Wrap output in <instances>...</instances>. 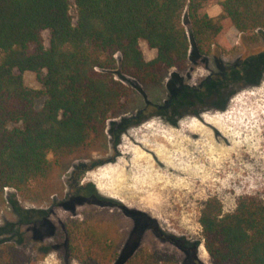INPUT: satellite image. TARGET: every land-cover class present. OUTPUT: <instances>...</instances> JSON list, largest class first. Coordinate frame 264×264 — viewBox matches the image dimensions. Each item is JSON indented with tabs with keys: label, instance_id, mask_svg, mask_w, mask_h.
<instances>
[{
	"label": "trees",
	"instance_id": "1",
	"mask_svg": "<svg viewBox=\"0 0 264 264\" xmlns=\"http://www.w3.org/2000/svg\"><path fill=\"white\" fill-rule=\"evenodd\" d=\"M214 1L0 0V201L6 189L27 201L46 200L57 191L56 179L66 162L116 147L127 129L148 117L175 124L184 115L223 110V94L232 85L258 84L264 50L197 87L176 78L178 87L169 85L164 104L147 103L125 115L134 92L115 78L117 67L121 77L157 87L172 69L183 70L189 60L207 56L227 29L253 34L264 28V0H223L219 15L210 17L206 7ZM141 43L155 51L152 59H146ZM25 72L35 74L39 90L26 86ZM39 98L43 102L37 109ZM103 163L98 160L92 167ZM90 195L93 203H113L96 191ZM130 218L135 241H129L122 264H180L174 254L138 246L145 226L158 235L157 228L138 213ZM199 224L212 264H264V201L241 197L231 213H223L220 201L209 198ZM113 230L105 218L68 219L56 242L78 264H112L120 246ZM161 237L179 250L185 264H199L197 243ZM25 262L17 245L0 242V264Z\"/></svg>",
	"mask_w": 264,
	"mask_h": 264
},
{
	"label": "rangeland",
	"instance_id": "2",
	"mask_svg": "<svg viewBox=\"0 0 264 264\" xmlns=\"http://www.w3.org/2000/svg\"><path fill=\"white\" fill-rule=\"evenodd\" d=\"M221 1L208 4L206 12L210 17L219 15ZM183 22L186 24V20ZM43 36L47 45L48 33ZM262 37L264 28L253 34H242L231 27L202 60H189L183 70L172 69L162 83L153 88L121 77L117 67L113 70L115 78L130 85L134 92L133 103L125 115L134 114L147 103L164 104L170 98L168 87L177 83L176 78L183 85L197 87L210 75L264 50ZM140 48L146 59L155 56V51L145 43H141ZM23 76L26 86L40 89L34 73L25 72ZM240 85H232L223 94L224 100L226 98L223 110L206 109L197 116L184 115L176 118L175 124L153 115L127 129L116 147H110L105 153L95 152L88 159L66 162L56 179L57 191L46 200L27 201L15 191L6 189L0 201V242L17 245L23 250L26 255L23 264H78L65 255L56 242L61 223L68 219L105 218L112 223L120 240L119 254L112 264H122L129 255L128 243L133 239L134 224L130 215L138 213L153 221L159 235L145 226L138 238V246L174 254L180 264H185L179 250L161 235L163 238H182L198 244L199 264H212L204 248L199 224L206 200L217 198L223 213H231L241 197L252 196L264 201V72L258 84ZM176 87L178 84L173 88ZM229 92L232 93L228 96ZM42 102V98L35 100V107L39 109ZM203 117L225 118L229 129L232 128L235 136L237 134V137L230 136L235 144L216 124H207ZM203 132L212 136L213 142L203 138ZM167 159L181 161L182 167L183 163L184 167H194L199 176H176L177 180L183 179V187L170 185L169 173L172 171H165ZM98 160L105 163L92 167ZM92 191L113 203H93ZM44 212L47 214L43 216Z\"/></svg>",
	"mask_w": 264,
	"mask_h": 264
},
{
	"label": "bare ground",
	"instance_id": "3",
	"mask_svg": "<svg viewBox=\"0 0 264 264\" xmlns=\"http://www.w3.org/2000/svg\"><path fill=\"white\" fill-rule=\"evenodd\" d=\"M255 108V107H254ZM253 108V109H254ZM230 109V108H229ZM251 111H252V109H251ZM261 111V110H260ZM226 112V111H225ZM247 112V111H246ZM249 112H247V114H248ZM219 114V113H218ZM256 114H257V112H256ZM243 115V114H242ZM258 115V114H257ZM261 115H262V113H261ZM249 116V115H248ZM252 116H254V114L252 115ZM212 117V116H211ZM258 117V116H257ZM215 118V117H214ZM214 118H207V117H203V119H204V121L207 123V124H210V123H213V124H216L218 127V129L219 130H222L223 131V134L224 135H227V139H231V141H233V139H232V137H230V136H233L234 135V137H237V134H236V136H235V134H233V130H232V128L231 129H229V127H228V125H227V120L224 118V119H222V120H220L219 118H216V119H219V120H216V119H214ZM241 118V117H240ZM243 118H244V116H243ZM242 118V119H243ZM245 118H246V116H245ZM242 119H240L239 121H241ZM258 119V118H257ZM249 120V119H248ZM249 121H251V120H249ZM231 123H232V121H231ZM237 123H239V122H237ZM250 123H252V121L250 122ZM257 123V122H256ZM195 125V124H194ZM215 125V126H216ZM240 125V124H239ZM233 126V129H234V124L232 125ZM247 126V125H246ZM197 127V126H196ZM242 127V126H241ZM191 128V127H190ZM193 128H194V126H193ZM216 128V129H217ZM238 128V127H237ZM236 128V129H237ZM192 129V128H191ZM235 130V129H234ZM245 130V129H244ZM194 131H195V129H194ZM237 131V130H236ZM246 131H247V129H246ZM250 132V131H249ZM240 133V132H239ZM238 133V134H239ZM211 134V133H210ZM245 134V133H244ZM247 135H249L248 133H246ZM201 136H203V138H205V139H207L209 142H213V138H212V136L211 137H209V135H207V133L205 134L204 132L202 133V135ZM246 136V135H245ZM250 136V135H249ZM239 137V136H238ZM247 138V137H246ZM237 139V138H236ZM218 140V139H217ZM222 141V140H221ZM228 141V140H227ZM235 141V140H234ZM233 141V142H234ZM223 142H224V140H223ZM236 142H237V140H236ZM241 142V141H240ZM244 143H245V140H244ZM234 144H235V142H234ZM233 144V145H234ZM239 144V143H238ZM232 145V144H231ZM243 145V144H242ZM249 145V144H248ZM238 146V145H237ZM232 147V146H231ZM236 148V146L234 145V149ZM241 148V147H240ZM239 148V149H240ZM234 149H232V150H234ZM166 150V149H165ZM231 150V151H232ZM165 152V151H164ZM168 152V151H167ZM232 152H234V151H232ZM166 153V152H165ZM238 153V152H237ZM239 154V153H238ZM175 157V156H174ZM178 157V156H177ZM180 158V157H179ZM178 158V159H179ZM202 158V157H201ZM166 162H167V166H166V170L165 171H172L171 173H169V177L171 178L170 179V182H169V184L171 185H175V186H179V187H183V185H184V183L182 182V180L180 181V180H177L176 178H174V177H176V176H181V175H183V174H185V175H187V176H197L198 175V172H197V169H195L194 167H184L185 166V163H183L184 164V166L182 167V162L181 161H175V160H172V159H167L166 160ZM187 163V162H186ZM188 166V165H187ZM168 174V173H167ZM164 175V174H163ZM193 176V177H194ZM199 176V175H198ZM173 177V178H172ZM187 178V177H186ZM196 178V177H195ZM176 180V181H173V180ZM188 180V179H187ZM156 184H158L157 182H156ZM174 186V187H175ZM177 187H175V189L177 188ZM165 188V187H164ZM168 188V187H167ZM170 188V187H169ZM128 192V191H127ZM148 197V196H147Z\"/></svg>",
	"mask_w": 264,
	"mask_h": 264
},
{
	"label": "flooded vegetation",
	"instance_id": "4",
	"mask_svg": "<svg viewBox=\"0 0 264 264\" xmlns=\"http://www.w3.org/2000/svg\"><path fill=\"white\" fill-rule=\"evenodd\" d=\"M144 122V121H143ZM136 126V125H135Z\"/></svg>",
	"mask_w": 264,
	"mask_h": 264
}]
</instances>
